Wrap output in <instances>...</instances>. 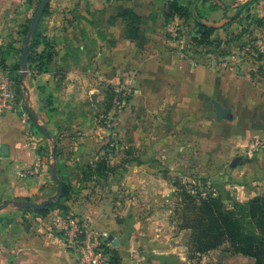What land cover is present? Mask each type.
Wrapping results in <instances>:
<instances>
[{"label":"crops","instance_id":"crops-1","mask_svg":"<svg viewBox=\"0 0 264 264\" xmlns=\"http://www.w3.org/2000/svg\"><path fill=\"white\" fill-rule=\"evenodd\" d=\"M29 1L33 0H0V47L9 45L12 48L5 63L14 67L19 64V68ZM177 1L190 11L197 5L199 13L207 18L202 19L205 24L218 25L223 15L239 10L240 16L243 15L245 10L240 7L249 0ZM156 7L148 0H111L95 9L86 6L84 25H40L41 34L54 51L53 60L48 70L40 73L32 69L33 66L29 67L27 61V73L20 77L24 90L22 103L29 114L32 111L37 118L34 120L30 115V120L23 119L18 112L0 117V199L23 197L36 202L52 195L56 183L51 165L57 162L58 178L62 184L70 185L67 199L60 204L81 219H89L101 235L114 237L120 264H131L128 256L131 249H126V245L134 241L127 238L130 233L125 229V217L118 219L116 209L109 210L115 203L105 185L84 180V140L90 141L97 132H103L93 117L84 118V98L97 91L100 79H115L116 74L122 72L146 94L155 86L166 90L172 85L187 83L194 95L203 94L210 101L220 102L230 110V116L215 119L212 136L219 141L216 149L222 147L221 155L229 160L240 155L242 161L222 179L217 190L227 194L228 206L235 200L244 202L264 194V152L254 158H248L241 151L235 152L239 148L245 150L249 143L264 140V73L258 74L255 80L246 78L241 80L243 84L239 81L233 85L222 81L221 72L215 73L210 67L184 58L161 36L151 15ZM161 8H167V2ZM248 8L255 17H260L264 15V0H253ZM124 10L138 16L136 30L131 35L120 16ZM41 49L39 46L37 50ZM13 71L20 73V69ZM58 77L62 78L61 85ZM47 97H50L48 101ZM39 125L46 128L50 138L42 134ZM129 140L135 143L136 139L130 137ZM54 142L61 149L52 157ZM2 147H6L3 154ZM124 148L120 162L122 166L128 164V169L133 167L127 179L129 187L133 188L138 169L131 166L133 162H124ZM36 163L39 164L37 174H20L21 170ZM98 189H105V192L94 206L95 197L92 196ZM61 211L54 209L39 220L50 221L52 215ZM8 258H4L3 264L6 260L5 264H77L73 253L56 241L55 233L48 226L40 236L33 238L31 246L18 245L12 255L13 261L9 254Z\"/></svg>","mask_w":264,"mask_h":264},{"label":"rangeland","instance_id":"rangeland-1","mask_svg":"<svg viewBox=\"0 0 264 264\" xmlns=\"http://www.w3.org/2000/svg\"><path fill=\"white\" fill-rule=\"evenodd\" d=\"M40 1H29L24 27L29 26ZM110 1L49 0L48 13L41 15L40 25H84L86 6L95 9ZM148 1L158 6L151 15L161 36L177 50L174 38L165 28L172 21L179 35L185 39L180 53L184 58L210 67L215 73L221 72L222 81L232 82L233 85L246 78L255 80L258 74L264 73V15L255 17L248 7L243 8L245 12L242 17L223 15L218 20L220 24L209 25L215 29L210 36L212 44L206 45L197 43L194 38V23H204L202 19H207L199 13L197 5L193 11L191 7L192 13L189 11L186 19H179L178 16L173 19L166 13V8H161L171 0ZM24 38L23 34L22 41ZM10 52L12 48L9 45L2 46L0 58L4 57L6 62ZM3 67L9 70L13 68L10 63H5ZM11 72L15 77L14 71ZM116 75L115 79H100L97 91L84 98V118L93 117L98 128L103 130L97 132L90 141L84 140V170L94 167V163L100 160L109 167L106 177L93 174L86 181L105 185L107 194L115 203L109 210L116 209V218L125 217V229L130 233L127 238L134 240L130 246L126 245V249H131L128 253L130 263L253 264V257L234 252L227 242L205 253L194 252L191 244L194 231L186 227V220L178 214L184 191L200 198L215 197L219 194L217 187L221 186L222 179L241 163L230 167L231 159L221 155L222 147L216 149L219 141L216 142L212 136L215 110L210 99L204 98L203 94L194 95L187 83L172 85L171 89L166 90L155 86L151 94H146L127 75L122 72ZM58 81H61V85L62 78L58 77ZM92 95L95 96L94 103ZM22 109H25L23 104ZM26 112L30 120V114ZM112 123L116 125L112 126ZM130 137H135V143L129 140ZM250 146L251 143L245 150L239 148L235 152L241 151L248 158L264 152V149L251 151ZM46 147L48 149V145ZM122 147L123 152L129 149V158L136 159V163L133 161L131 165L138 169L134 181L136 186L133 188L127 182L128 172L133 167L128 169L126 164L124 168L120 162ZM54 148L61 149L56 144ZM52 164L56 166L57 162ZM104 192L105 189L94 192V206ZM6 200L9 204L0 209V264H3L4 258H8V254L10 261H13L12 255L16 253L18 245L31 246L33 238L40 236L47 226L58 235L53 221L42 222L39 220L41 214L35 209L14 204L15 201L27 199L10 197L0 199V204ZM231 207L232 204L228 206ZM109 236L102 235L104 239L108 238L110 246L116 247L118 243H114L115 238Z\"/></svg>","mask_w":264,"mask_h":264},{"label":"trees","instance_id":"trees-1","mask_svg":"<svg viewBox=\"0 0 264 264\" xmlns=\"http://www.w3.org/2000/svg\"><path fill=\"white\" fill-rule=\"evenodd\" d=\"M252 2L253 0H249L242 4L240 8H246ZM48 10L49 5H46L42 15L48 13ZM189 11L186 5H181L177 0L169 1L166 8V13L172 18L178 16L181 19H186L189 15ZM240 13L241 11L239 10L235 13V16L241 17ZM120 16L126 21L129 32L133 34L138 23V16L129 10L122 11ZM40 23L41 18L30 38L28 51V65L29 67L33 66L37 73L46 72L48 70L54 55L52 46L47 42L45 36H43L39 30ZM194 26V38L196 42L211 45L212 40H210V36L215 27L199 21H196ZM27 30L28 25L23 27L22 33L24 36H26ZM39 46H42L40 51L37 50ZM4 59V57L0 58L1 66H5ZM13 69H20L19 64H16L15 67L10 70L13 71ZM14 78L18 99L23 102L24 90L21 86L20 73L15 74ZM47 98L46 101L49 100V97ZM54 145L55 143H53V146ZM128 150L129 149L126 151L127 153L125 152L126 157L124 161L136 162V159L129 158L131 155ZM55 153L57 155V150ZM94 164V167L90 166L87 171L84 170V180L89 179V176L93 174L106 177L109 171L106 162L100 160L96 161ZM69 192L70 185L63 183L61 198L35 212L40 213L41 218L47 216L48 213L54 209H61L63 212H68L60 202L67 199ZM227 199V194L222 191L215 197L208 196L203 198L184 191L183 201L181 199L180 202L181 209L178 210V214L186 220V227L194 231L191 235V244L194 248V252L198 254L205 253L215 249L223 242H227L234 252L253 257L255 259L253 264H264V194L255 195L245 202L235 200L232 202L231 208H228L226 203ZM50 206L52 209H50ZM104 242L103 247L105 252L109 255V264H120V256L116 248L110 246L108 238H105Z\"/></svg>","mask_w":264,"mask_h":264},{"label":"built area","instance_id":"built-area-1","mask_svg":"<svg viewBox=\"0 0 264 264\" xmlns=\"http://www.w3.org/2000/svg\"><path fill=\"white\" fill-rule=\"evenodd\" d=\"M165 28L168 34L174 38L177 51L181 53L185 39L179 35L178 28L172 21L168 22ZM14 112H18L23 119H29L28 113L22 109V101L18 99L12 72L0 65V117ZM115 125L112 123V126ZM250 149L251 151L264 149V140L254 141L251 143ZM38 170L39 164L36 163L21 170L20 174L31 176L37 174ZM50 221H53L57 227L56 241L69 249L73 255L75 253L77 264H109V255L103 247L105 239L90 222L84 221L71 212L63 211L52 215Z\"/></svg>","mask_w":264,"mask_h":264},{"label":"water","instance_id":"water-1","mask_svg":"<svg viewBox=\"0 0 264 264\" xmlns=\"http://www.w3.org/2000/svg\"><path fill=\"white\" fill-rule=\"evenodd\" d=\"M49 2V0H41L37 9L35 10L30 24L28 26V30L26 33V36L24 38V44H23V48H22V53H21V59H20V77L23 78L25 77L26 73H27V61H28V51H29V42H30V38L33 35L35 28L37 26V23L47 5V3ZM92 100L93 103L95 101V96L92 95ZM211 102L214 106V110H215V119L216 120H221L224 119L226 117H229L230 115V110L224 106L221 105L220 102L216 101L215 99H211ZM30 115L31 117L36 120L37 116L30 111ZM39 129L42 132V134L44 136H46L47 138H50V135L48 133V131L46 130V128L43 125H39ZM6 147H2V154L4 153L3 151L5 150ZM52 157H55V148H52ZM242 161V156L237 155L234 156L229 165L230 167H235L238 163H240ZM51 173L53 176V179L56 183V188H55V192L54 194L48 196L47 198L43 199L40 202H33L30 200H18L15 201L14 204L18 207H25V208H32L35 210H41L43 208H45L49 203H51L54 200H58L61 198V194H62V190H63V184L60 181V179L58 178L57 175V169L56 166L54 164L51 165ZM9 204V201H4L3 203L0 204V209L4 208L6 205ZM109 238H111V236H109ZM115 244L116 241H114Z\"/></svg>","mask_w":264,"mask_h":264}]
</instances>
